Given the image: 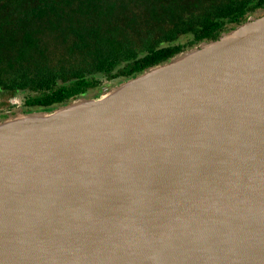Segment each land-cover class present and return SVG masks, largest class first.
I'll list each match as a JSON object with an SVG mask.
<instances>
[{
  "label": "water",
  "instance_id": "water-1",
  "mask_svg": "<svg viewBox=\"0 0 264 264\" xmlns=\"http://www.w3.org/2000/svg\"><path fill=\"white\" fill-rule=\"evenodd\" d=\"M4 114L0 264H264V15Z\"/></svg>",
  "mask_w": 264,
  "mask_h": 264
},
{
  "label": "trees",
  "instance_id": "trees-1",
  "mask_svg": "<svg viewBox=\"0 0 264 264\" xmlns=\"http://www.w3.org/2000/svg\"><path fill=\"white\" fill-rule=\"evenodd\" d=\"M254 14L264 0H0V117L97 97Z\"/></svg>",
  "mask_w": 264,
  "mask_h": 264
},
{
  "label": "rangeland",
  "instance_id": "rangeland-1",
  "mask_svg": "<svg viewBox=\"0 0 264 264\" xmlns=\"http://www.w3.org/2000/svg\"><path fill=\"white\" fill-rule=\"evenodd\" d=\"M262 15H264V14H262ZM262 15H261V16H262ZM253 17H260V16H258L257 14L251 15L246 21L252 19ZM246 21H245V22H246ZM229 31H230V30H229ZM113 86H114V85H113ZM109 87H112V86H109ZM100 94H101V93H100ZM100 94H99V95H100ZM13 102H18V103H20V99H18V100H17V99H16V100H13Z\"/></svg>",
  "mask_w": 264,
  "mask_h": 264
}]
</instances>
